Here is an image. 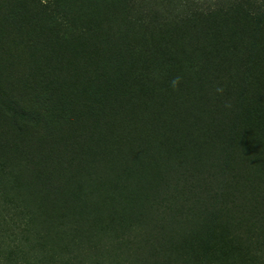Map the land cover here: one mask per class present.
Masks as SVG:
<instances>
[{
	"label": "trees",
	"instance_id": "1",
	"mask_svg": "<svg viewBox=\"0 0 264 264\" xmlns=\"http://www.w3.org/2000/svg\"><path fill=\"white\" fill-rule=\"evenodd\" d=\"M0 264H264V0H0Z\"/></svg>",
	"mask_w": 264,
	"mask_h": 264
},
{
	"label": "rangeland",
	"instance_id": "2",
	"mask_svg": "<svg viewBox=\"0 0 264 264\" xmlns=\"http://www.w3.org/2000/svg\"><path fill=\"white\" fill-rule=\"evenodd\" d=\"M22 2H23V1H22ZM129 136H131V138H134L135 136H136L137 138H139V137H140V131L136 130L135 126L133 125V127H132V132L129 133ZM112 181H115V180H112ZM150 190H151V188H150ZM151 191L153 192V190H151ZM118 192H120L119 187H118ZM96 196H97L96 199H98V198H102L100 194H97ZM120 196H121V194L118 195V197H120ZM108 200H109V198H108V199H104L103 201H104V202H108ZM241 203H242V202H241ZM34 218H35V220H38L39 222H41L40 220H43V221H46V220H47L46 222H44V223H46V224H45L46 227H44V230H54V226H47V225H49V222L51 221L50 219H46V217L40 216L39 213H37V212H35V214H34ZM39 227H40V229H42V224H40ZM152 228H153V227H152ZM134 230H135V229H134ZM132 231H133V230H129L128 233L133 234ZM27 247H30V246L28 245ZM40 253H41V250H40V251L38 250V254H39V255H40ZM41 260H43V259H41Z\"/></svg>",
	"mask_w": 264,
	"mask_h": 264
}]
</instances>
